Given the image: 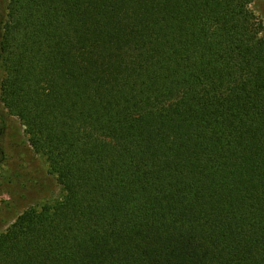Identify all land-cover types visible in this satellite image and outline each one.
<instances>
[{
	"label": "trees",
	"instance_id": "obj_1",
	"mask_svg": "<svg viewBox=\"0 0 264 264\" xmlns=\"http://www.w3.org/2000/svg\"><path fill=\"white\" fill-rule=\"evenodd\" d=\"M252 1L7 0L1 100L63 194L0 264H264Z\"/></svg>",
	"mask_w": 264,
	"mask_h": 264
},
{
	"label": "rangeland",
	"instance_id": "obj_2",
	"mask_svg": "<svg viewBox=\"0 0 264 264\" xmlns=\"http://www.w3.org/2000/svg\"><path fill=\"white\" fill-rule=\"evenodd\" d=\"M6 7L7 0H0V18ZM251 7L264 20V0H253ZM3 77L0 64V232L28 208L57 201L63 194L46 158L31 146L24 124L2 102Z\"/></svg>",
	"mask_w": 264,
	"mask_h": 264
}]
</instances>
